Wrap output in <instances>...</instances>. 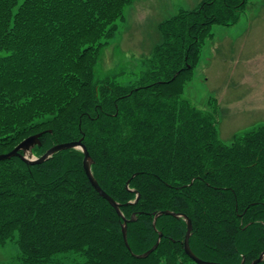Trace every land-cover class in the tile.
I'll return each mask as SVG.
<instances>
[{
    "label": "trees",
    "instance_id": "16d2710c",
    "mask_svg": "<svg viewBox=\"0 0 264 264\" xmlns=\"http://www.w3.org/2000/svg\"><path fill=\"white\" fill-rule=\"evenodd\" d=\"M133 2L0 0V153L40 132L36 156L81 140L100 186L137 217L130 249L80 149L37 164L15 156L0 160V245L15 242L23 264L64 254L75 264H197L184 249L187 221L155 220L170 209L193 220L189 243L200 258L251 264L264 252V126L228 144L215 116L184 98L212 27L237 23L248 0H203L160 21L135 83L95 80L99 52ZM159 231L157 250L133 255L152 248Z\"/></svg>",
    "mask_w": 264,
    "mask_h": 264
},
{
    "label": "rangeland",
    "instance_id": "374dc122",
    "mask_svg": "<svg viewBox=\"0 0 264 264\" xmlns=\"http://www.w3.org/2000/svg\"><path fill=\"white\" fill-rule=\"evenodd\" d=\"M202 1L135 0L126 6L113 39L99 52L95 80L109 77L122 84L135 83L148 69L146 62L162 36L160 21L193 10ZM212 32L184 98L213 114L219 136L232 144L235 133L264 126V0H248L237 23L214 25ZM20 259L15 242L0 245V264H23ZM56 259L55 264L77 260L70 254Z\"/></svg>",
    "mask_w": 264,
    "mask_h": 264
},
{
    "label": "water",
    "instance_id": "95a60500",
    "mask_svg": "<svg viewBox=\"0 0 264 264\" xmlns=\"http://www.w3.org/2000/svg\"><path fill=\"white\" fill-rule=\"evenodd\" d=\"M42 133H37V134H33L30 135L28 137H26L24 140H22L18 145H16L11 151L8 152H4V153H0V160H6V159H10L12 157L18 156L21 157L25 162L29 163V164H37V163H42L46 160H48L50 157H52L55 153L59 152L60 150H65V149H71V148H79L83 151V153L85 154L84 159H83V166L85 168V172L87 174V177H89L92 185L94 186V188H97L98 192L101 194V196H103L106 200H109L110 203L113 205V207L116 209V211H118L119 215L123 218V225H122V233L124 234V240L126 245L128 246V248L131 249L129 242H128V223L129 222H133L134 220H136V213H133L131 218H127L123 211H121V203L117 202L115 199H113V197L107 193L99 184L98 180L96 177H94V174L92 172V166L94 163V159L92 157V155L89 153L88 147L86 146V144L84 142H82L81 140H71L70 142H59V144L53 145L51 146L43 155L41 156H36L33 153V148L36 145H41V141H40V137H41ZM130 181L127 182V187L129 186ZM129 188V187H128ZM139 193L137 196V200L139 199ZM162 214H171L177 218L179 217H183L186 221H187V233L185 235V238L183 240L184 243V249L186 251V253L193 258L197 264H223L221 262H212L206 259H202L200 258L197 254H195L193 252V250L191 249V245L189 243L190 237L193 233L192 229H193V221L192 219H190L186 214L184 213H176L170 209H167L166 211H160L158 213H156L155 216V220L159 215ZM156 224V222H155ZM160 235L155 243V245L148 249L147 251H145V253H141V254H137V253H133L134 256L139 257V258H146L150 253H152L153 251L157 250V247L159 246L160 240L163 236V232L159 231ZM262 260H264V252L261 254V256L255 260H253L251 263L252 264H259L260 262H262ZM240 264H244V260L240 263Z\"/></svg>",
    "mask_w": 264,
    "mask_h": 264
}]
</instances>
